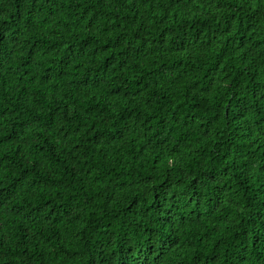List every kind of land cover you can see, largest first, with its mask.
Listing matches in <instances>:
<instances>
[{
	"label": "trees",
	"instance_id": "trees-1",
	"mask_svg": "<svg viewBox=\"0 0 264 264\" xmlns=\"http://www.w3.org/2000/svg\"><path fill=\"white\" fill-rule=\"evenodd\" d=\"M0 264H264V0H0Z\"/></svg>",
	"mask_w": 264,
	"mask_h": 264
}]
</instances>
